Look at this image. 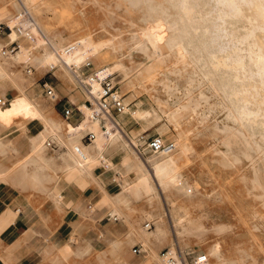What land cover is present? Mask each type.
<instances>
[{
	"label": "rangeland",
	"instance_id": "1",
	"mask_svg": "<svg viewBox=\"0 0 264 264\" xmlns=\"http://www.w3.org/2000/svg\"><path fill=\"white\" fill-rule=\"evenodd\" d=\"M23 6L37 25L36 41L20 39L13 30L7 37L0 34V71L4 72L0 74V97L6 92L9 97L15 94L4 106L0 104V141L4 144L0 170L9 175L10 168L15 174L5 186L15 188L22 201L39 208L60 201L52 191L58 176L47 182L46 196L18 173L31 153V138L37 142L47 125L56 126L49 136L72 147L67 125L56 113L61 108L44 96L42 82L53 83L59 101L74 90L84 94L79 80L86 81L91 73L116 64L121 68L111 78L128 104V112L136 110V119L147 120L145 127L153 125L157 136L176 147L172 154L158 156L171 177L159 198L150 201L146 188L130 175L132 196L139 192L143 200L137 202L130 196L127 216L112 212L117 221L108 220L107 210L100 205L105 192L115 191L112 199L119 202L117 189L107 185V177L113 174L100 168L97 184L85 185L80 179L70 183L80 191L87 187L93 195L73 217L81 228L64 232L61 253L50 264H169L168 250L176 251V264H193L198 255L207 256L204 264H264V142L253 136L256 125L237 122L232 95L242 86L232 79L235 69L218 66L217 61L245 52L242 60L246 62H241H245L246 72L256 74L263 64H256L260 66L257 70L252 55L240 45H244L239 41L242 38L233 28L239 23L230 7L225 5L228 19L227 8L216 0H0V22L12 29ZM186 8L190 11L185 13ZM162 23L173 29L160 32ZM150 30L159 33L157 53L144 42ZM14 40L19 50L3 57V48ZM47 54L56 61L45 60ZM66 54L72 58L70 67L64 65ZM86 59L90 66L83 67ZM238 63L232 66L244 70ZM80 106L85 111L83 103ZM186 112L188 116L178 125L164 117ZM33 122L41 123L42 128L31 136L26 126ZM93 129L97 130L96 125ZM133 141V146L143 142ZM145 154V161L153 155L149 150ZM118 177L114 174L113 179ZM61 204V213L46 218L49 225L68 221L65 215L68 208L72 210L71 204L64 200ZM147 222L152 224L149 230L144 229ZM112 242L120 246L112 247ZM136 247L138 254L133 253ZM98 256H103V262Z\"/></svg>",
	"mask_w": 264,
	"mask_h": 264
},
{
	"label": "crops",
	"instance_id": "2",
	"mask_svg": "<svg viewBox=\"0 0 264 264\" xmlns=\"http://www.w3.org/2000/svg\"><path fill=\"white\" fill-rule=\"evenodd\" d=\"M52 76H54V73L53 75H49L47 80L53 78ZM50 84L53 86L51 81ZM53 88L56 92L54 86ZM42 93L44 94L43 89ZM14 95L12 93L9 97V94L6 92V95H3L0 99L8 101ZM48 100L50 101V99ZM85 100V95L80 90H74L69 95H63L59 103L55 101L51 102H54L55 105L61 108L59 111L55 109L56 113L68 126V124L77 125L79 115L74 113L69 121H65L62 110L64 108L79 107ZM138 109L145 111L141 108ZM117 120L129 140L142 139V141H147L159 135L157 128L153 125L145 127L148 124L147 120L136 119L130 112L126 111L118 115ZM90 127H86L81 135L83 136L87 131H92L93 127L89 130ZM26 128L28 134L32 136L41 130L42 125L39 122H33L28 124ZM33 138L30 140L31 153L19 167V176L21 179H26L31 187L44 191L46 193L44 195L46 196L49 195L47 182L54 181L55 177L58 176L54 181L57 183L52 188V191L57 192V194L54 193V197L58 200L60 199V201L57 203L54 200L55 205L53 207L41 206L39 208V206L27 204L17 195L15 188L13 189L3 184L14 179L15 174L13 173V169L9 168V175L2 174V170H0V264H50L52 261L58 259L57 255H60L64 245V232L72 228H81L77 218L73 217L82 212L84 200L93 195L92 191L86 189L87 187L80 191L75 185H70V183H74L80 179L82 182L84 181L85 185L89 183L97 184L96 171L100 168L107 171L105 172L106 174H113L107 177V185H111L112 188L115 187L117 189L115 199H119V202L115 204L112 199L115 191L112 194L105 192L101 198V209L107 210V214L110 217L108 220L115 217L112 216L113 211L119 214L121 218L128 215L130 211V196L137 202L143 200L139 192L136 197L132 196L134 191L131 193L132 189L129 179L136 176L137 183L145 187L148 192V187L144 186L143 175L139 174V171L143 169L142 166H144L143 162L145 160L135 153L134 146L132 145H120L117 143L110 147H104L102 144L84 145L80 140L70 141L72 148L67 146L65 142H61L60 138L59 141L58 138L49 136L46 140H54L58 146L57 150H49L44 148V146L39 149V142L35 143ZM3 145L0 141V154ZM76 148L78 152H76ZM64 149L65 151L59 153L60 150ZM45 151L53 152L54 154L50 155ZM114 168L116 169L114 170ZM105 173L102 172L99 176L101 177ZM114 174H119V177L113 179ZM64 175L66 179H64ZM130 175H133V177L131 178ZM116 182L118 183V188L115 186ZM148 199L150 200L149 193ZM63 200L65 203L71 204L72 210L68 208V215H65L69 217H67L68 221L57 223V225H49L48 221H45L46 218L49 217L50 213L59 214L64 210L61 204ZM117 220L116 217L115 220L113 219V221ZM50 230H54L53 235H49ZM49 240L50 243H48ZM115 242H112V247L116 246L118 248L120 244ZM55 251H58V253L56 254ZM87 251L84 250V252ZM79 253L82 252L79 251ZM98 257L99 261L103 262V256Z\"/></svg>",
	"mask_w": 264,
	"mask_h": 264
},
{
	"label": "bare ground",
	"instance_id": "3",
	"mask_svg": "<svg viewBox=\"0 0 264 264\" xmlns=\"http://www.w3.org/2000/svg\"><path fill=\"white\" fill-rule=\"evenodd\" d=\"M216 1L224 4V7H226L225 5H228L230 7V13L235 15L234 18H236V22L239 23V27L238 26L234 27V25H233V28L235 29V32L237 34H239L238 35L239 39L242 38L239 41L244 44V45L240 44L242 46V48H243V46L246 47V50H245L246 54H248V55L250 54V56L252 55L254 60H252L251 57L250 58H251L253 63L255 62L254 63L255 67L258 66L259 64L260 65L263 64V65H261L262 68L259 66L261 71L256 72V74L246 72V70H245L246 68L244 69V67H246V66L243 65V63L245 64L246 61L243 59L245 62H243V63L241 62V60L243 58L242 55L245 54V52H243L242 55H241V52H236V53H234V55H231L232 57L227 56L226 60H221V61L218 60L217 61L218 66L224 65L227 68H229L230 70L235 69V70H233V72L236 71V75L234 74L232 79L234 80V82L237 85L241 84V86H242V89L241 90L239 89L240 91H236V92L234 91L235 93L232 95L234 98V101L236 103L235 108H236L237 115H238L237 122L243 124L244 121H247L249 124L252 123V124L256 125L257 132H254L253 136L256 139L264 142V0H216ZM221 6H223V5H221ZM185 7L186 6H184V8ZM229 7H226L227 9L224 8L225 9V13H224L225 17H228V16H226L227 15L226 10H229L228 9ZM189 8H186L184 12L186 13L192 9V8H190V10L187 11V9H189ZM224 9H223V11H224ZM193 10H192V13L195 11V10L194 11ZM220 11H222V10H220ZM188 15H190V13ZM228 15H229V13H228ZM228 19H229V17H228ZM230 19H232V18H230ZM190 20H191V18H190ZM182 23H185V25H184L185 30L186 29L190 30V28L187 27V25H186L187 22H182ZM189 23H190V21H189ZM170 29H173V26L168 24V23L159 24L160 32H166L168 30L170 31ZM232 30L233 29L231 28V31ZM241 34H243V37H241L242 36ZM239 41H237V42H239ZM144 42L149 47H151L156 53L159 52L160 47H159L158 30H150V31L146 32V34L144 36ZM240 45H239V47H240ZM240 49H239V51H240ZM65 57H66V61H65L64 65L70 67V65L72 63V61H71L72 58L70 59L69 58L70 56L68 57L67 54L65 55ZM246 59H248V58H246ZM45 60L56 61L55 58L51 54H47L45 56ZM238 62L242 63L243 66L241 64L240 65L243 67V69L245 71L239 70L238 68L233 67ZM229 63L231 65H229ZM233 63H235V64L232 66ZM239 63H238V65H239ZM249 63H250V61H249ZM256 64H258V65H256ZM251 66L253 67V64H251ZM118 68H121V66H119V64H116L114 67L103 68V69L99 70V72L97 73V76H99V77L111 76L113 74L112 72L117 70ZM239 68H241V67H239ZM258 68H257V70H258ZM255 69H253V70L251 69V70L255 71ZM0 74L4 75V72L0 71ZM87 82L94 87V91H96L98 89V84L95 83L94 78L92 81H90V79H89L88 81H86V83ZM5 104L6 103H2L1 105L4 106ZM186 109L189 110L190 107H187ZM192 110H193V108H192ZM127 112H128V110H127ZM130 113L133 117H136L138 115V112L136 110H134ZM185 116H188V112L182 113V114H175V115H164L166 120L168 122H170L171 124H177L179 121H181V118H183ZM54 128H56V126L54 124L47 125V126H45L43 131L40 133V135L37 136L36 141L39 142V144H40L39 149L42 148V142L44 141V139H46L49 136V134L51 133V129H54ZM91 128L92 127H90L89 130H91ZM83 131H85L84 126H80V128L76 129V130L75 129L69 130L68 131L69 132L68 137H69L70 141H80L81 140L80 137L82 136L81 134L83 133ZM92 131L95 132V129L92 128ZM134 142L135 141H133V140L128 141V139L124 138V136L121 135V133H115L114 135H110L109 139H105V138L98 135L97 139L93 143H91V145H99L102 143V145L104 147H110V146H113L117 143H119L120 145H123V144L124 145H132ZM143 165H144V166H142L143 169L139 171V174L143 175L144 186L148 187V193L150 194V200L153 201V200L159 198L158 197V196H160L159 191L162 190V188H165V183L168 182L171 177L165 172L164 168L162 167L161 163L158 160V156L153 157V155H152L149 159H146V161L143 162ZM179 232H180V230L177 229V233H179Z\"/></svg>",
	"mask_w": 264,
	"mask_h": 264
},
{
	"label": "built area",
	"instance_id": "4",
	"mask_svg": "<svg viewBox=\"0 0 264 264\" xmlns=\"http://www.w3.org/2000/svg\"><path fill=\"white\" fill-rule=\"evenodd\" d=\"M14 31L15 34L20 39H25L31 42L36 41L35 30H37V25L30 13V11L26 7H21L20 11L17 13L15 18V24L11 29L8 25L0 22V34L5 35L6 37L11 31ZM19 50V46L16 40L10 41L6 47L2 50V56L8 57L11 54H15ZM83 67L90 66V63L87 61H83ZM80 69V68H79ZM31 73V69L27 71ZM97 72L91 73L86 81L90 79V81L95 79V83L98 84V89L94 91V87L84 80H79V84H81L82 91L85 95V102L83 103V107H85V111L80 110V107L76 108H64L62 110V115L65 121H69V119L77 113L79 115V122L77 125H70L72 129H79L80 126L90 127L96 125L97 131H87L82 137L81 142L84 145H90L93 143L98 135L109 139L110 135H114L115 133H121L126 139V135L124 134L122 128L120 127L117 116L126 112L128 105L125 103L123 97L118 93L115 89V84L113 83V79L111 76L108 77H99L97 76ZM42 89L44 91L45 96L50 99V101H57V94L53 88V86L48 81L42 82ZM5 103L4 100L0 99V104ZM67 126V131L69 128ZM128 141H130L128 139ZM141 142L142 139L137 140ZM44 148L49 150H57L58 146L54 140H46L44 142ZM176 147L173 142H166L160 136H155L147 141H143L142 144H137L134 146L135 153L143 160H145V150H149L153 155L156 156H168L175 151ZM78 152V149H75ZM115 220V217H113ZM151 222H147L144 224V229H151ZM133 253H140L139 248H134ZM167 261L169 264H176V251L168 250L166 252ZM178 257V256H177ZM208 261L206 255H198L193 264H204Z\"/></svg>",
	"mask_w": 264,
	"mask_h": 264
}]
</instances>
